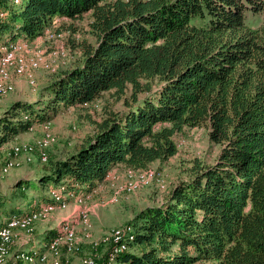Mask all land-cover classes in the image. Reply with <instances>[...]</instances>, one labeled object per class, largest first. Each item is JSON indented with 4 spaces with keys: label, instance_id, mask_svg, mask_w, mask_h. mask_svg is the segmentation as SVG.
<instances>
[{
    "label": "trees",
    "instance_id": "obj_1",
    "mask_svg": "<svg viewBox=\"0 0 264 264\" xmlns=\"http://www.w3.org/2000/svg\"><path fill=\"white\" fill-rule=\"evenodd\" d=\"M262 11L264 0H0V48L51 26L60 35L59 19L88 13L96 38L82 41V58L52 73L36 99L3 112L0 145L63 105L99 109L105 90L127 101L73 151L49 156L38 176L18 178L15 192L69 191L71 202L118 163L144 170L168 159L178 132L207 124L221 144L216 160H196L163 202L138 210L97 264H264V17L253 20Z\"/></svg>",
    "mask_w": 264,
    "mask_h": 264
},
{
    "label": "rangeland",
    "instance_id": "obj_2",
    "mask_svg": "<svg viewBox=\"0 0 264 264\" xmlns=\"http://www.w3.org/2000/svg\"><path fill=\"white\" fill-rule=\"evenodd\" d=\"M15 2L19 1L15 0ZM89 17L88 13L84 17L74 20L59 19L62 35H57L56 29L51 26L52 30L49 29L45 36H41L45 44H38L35 41L5 44V48H10L13 44L22 46L23 49L18 50L16 55H22L26 59L40 56L41 61L39 66L31 65V62L27 61L29 64L26 68L27 71L22 73H17L14 65H12L13 67L9 66L11 69L8 68L7 76L13 88L5 93H0V116L16 100L13 92L16 90V76L26 77L29 87L35 89L33 97L36 99L40 89L49 82L38 85L35 74L38 69H43L50 75L49 72L61 71L82 58L80 46L82 41L95 42L96 39L89 25ZM256 17H264V11L256 15L253 20ZM74 32L78 35L73 36ZM23 44L27 45L25 49ZM4 50L3 47L0 48L1 56ZM157 82L158 80L154 81L153 87H156ZM126 95L130 96V89ZM28 98L32 99V97ZM100 99L101 106L98 101L100 108L97 110L86 107L70 108L63 105L51 121L36 122L30 129L1 145L0 189L6 194V199L0 203V218L6 213L10 214L13 207L15 213L9 218L7 216L5 221L0 224V245L3 246L2 241L11 242L7 249L3 246L7 252L0 259V264H18L17 260L19 259L26 264L99 263L98 257L105 255L110 249V244L116 243L113 239L115 232L119 231L121 236L125 237L123 235L125 230H129L126 222L138 210L148 204L163 202L175 183L191 176L196 160L212 163L220 152L221 144L210 138L207 124L186 126L175 135L178 151L168 159H157L144 170L128 168L123 163L116 171L111 170L105 180L92 191L82 193L71 202L66 200L73 196L69 191L60 190L65 197L55 194L56 190L52 188H41L36 193L27 188V196L22 195V190L21 193L15 192L16 189L14 190L13 185L18 175L25 173L27 176L34 177L38 171L42 173L44 167L47 166L43 163L49 160V156L55 158L57 155L66 154L68 152L67 145L77 144L84 135L92 133L97 127L98 121L105 117L109 110H122L127 107L126 98L113 95L111 90H105ZM97 103H94V106ZM63 122L67 125L70 134L58 130ZM15 146H32L33 151L31 153L23 152L9 161L8 154ZM41 152H45L46 160L41 159ZM34 161L37 162L31 164ZM140 174H144V180L140 178ZM52 195L54 196L53 202H51ZM82 195L83 198H81ZM48 197L51 200H46ZM34 198L37 200V204L31 208ZM13 203H17V205H12ZM76 205L78 206L76 207ZM45 220L48 221L49 226L59 227L62 235L67 229H72L74 231L73 239L63 241L59 246L54 247L49 245L52 242L50 239L43 248H38L37 245L27 246L28 251L22 249L23 245L20 246L19 243L12 248L17 229L24 231L21 241H26L30 239L29 235L34 232L36 222ZM2 232H5V235ZM130 240L132 239L129 238Z\"/></svg>",
    "mask_w": 264,
    "mask_h": 264
},
{
    "label": "crops",
    "instance_id": "obj_3",
    "mask_svg": "<svg viewBox=\"0 0 264 264\" xmlns=\"http://www.w3.org/2000/svg\"><path fill=\"white\" fill-rule=\"evenodd\" d=\"M49 29H47V31H48ZM35 42H37L38 44L39 43H41V44H45L44 43V40H43V38L42 37H37L36 39H35ZM75 62V61H74ZM35 74H36V77H37V83H38V85L39 84H44V83H47L49 80H51V78H52V73H50L49 72V74L50 75H48V72L46 71H44L43 69H38L36 72H35ZM15 84H16V90L15 91H13L14 92V95H15V99H19V98H25V99H31V98H28V97H32V99H35V97H33L35 94L33 93V91L35 90L34 88H30L29 87V85H28V81H27V79H26V77H24V76H16L15 77ZM14 99V98H13ZM70 108H73V107H70ZM75 108V107H74ZM60 132H64L65 134H70L69 132H68V128H67V125L65 124V122H63V123H61L60 124V127H59V129H58ZM94 131V130H93ZM23 134V133H22ZM89 134H91V132L89 133ZM20 135V134H19ZM69 136V135H68ZM78 136H80V135H78ZM87 135H84V137L83 138H81V139H79V143L77 142V144H72V145H67V149H68V152L66 153V154H63V155H57L56 157H59V156H65V155H67L68 153H70L71 151H73L78 145H80L83 141H84V139H85V137H86ZM52 148H54V147H52ZM58 149V147L56 148V150ZM37 161H34V162H31V164H33V163H36ZM40 163V162H39ZM40 164H42V163H40ZM43 164H45V163H43ZM123 163H118V164H116L115 166H113V168L111 169L112 171H116L117 170V168L119 167V166H121ZM27 165V164H26ZM17 168H20V167H17ZM45 168L46 167H44V170H45ZM43 170V171H44ZM42 171V172H43ZM41 173V171H38L37 173H36V175L34 176V177H36V176H38L39 174ZM20 177H30V176H27V175H25V173H21L20 175H18L17 177H16V180L18 179V178H20ZM16 180H14V181H16ZM101 182H103V180L102 181H100L99 183H98V185L101 183ZM97 185V186H98ZM1 190V189H0ZM2 191V190H1ZM3 192V191H2ZM33 203H32V206H31V208H33V207H35V205L37 204V200L34 198L33 199V201H32ZM78 205H76V207H77ZM8 215H10L9 213H6V214H4L1 218H0V224H2L4 221H5V218L8 216ZM54 226H49L48 225V221L47 220H45V221H42V222H36V225H35V230H34V232L31 234V235H29L30 236V239H28V240H22L21 241V237H22V234L24 233V231L22 230V229H17L16 230V236H15V240H14V242H13V244H12V248H14L16 245H17V243H19L18 245H23L22 247V249H24V250H27L26 248H27V246H29V247H34V246H38V248H43L44 247V245L47 243V242H49V240H47V239H45L44 238V236L42 235V233L44 232V231H46L48 228H53ZM31 249V248H30ZM28 251V250H27Z\"/></svg>",
    "mask_w": 264,
    "mask_h": 264
},
{
    "label": "bare ground",
    "instance_id": "obj_4",
    "mask_svg": "<svg viewBox=\"0 0 264 264\" xmlns=\"http://www.w3.org/2000/svg\"><path fill=\"white\" fill-rule=\"evenodd\" d=\"M17 1H19V0H17ZM23 46H24V49L27 47V45H25V44H23ZM3 48L5 50H4L3 54H2V56L0 55V93H5L8 90L13 88L12 84L9 83L8 76H7V71L9 70L8 68H10L9 66L14 65L15 68H16L17 73H22V72H24L26 70L27 66L29 65L27 63V61L31 62V65H34V66H39V63L41 61V57L40 56H38L37 58H34L35 57L34 56L32 58H29V59L27 58L26 59L22 55H16V52L18 50L23 49L22 46H18V45L13 44L12 46H10V48H5V46H3ZM1 145H0V150L2 149ZM32 151H33V147L32 146H26V147L25 146H15V147H13L11 153L8 154V159H9V161H11V159H14V157L22 154L23 152H25V153H29L30 152L31 153ZM40 156H41L42 160H46L45 152H41ZM140 178L142 180H144L145 179L144 174H140ZM81 198H83V195L81 196ZM81 198H80V201L82 200ZM11 222H12V219H11ZM0 234H1V229H0ZM2 234L5 235V232H2ZM73 237H74V231L72 229H69V230L67 229V231L65 232L64 235L60 234L57 237L52 238V242H50L49 245L51 247L59 246L63 241L72 240ZM122 238H123V236H121V233L119 231H116L115 234H114V237H113L114 241L116 243H118L119 240L122 239ZM129 238L132 239V240L134 239L133 236H129ZM10 243L11 242L2 241V244H3V246L6 249H7V246ZM3 246L0 245V259L7 252V250ZM126 247H127V245L126 246L123 245L121 247V249H125ZM89 264H92V262H89Z\"/></svg>",
    "mask_w": 264,
    "mask_h": 264
}]
</instances>
